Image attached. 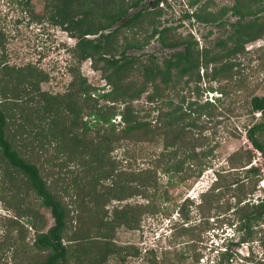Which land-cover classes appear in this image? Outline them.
I'll return each mask as SVG.
<instances>
[{"label":"rangeland","instance_id":"obj_1","mask_svg":"<svg viewBox=\"0 0 264 264\" xmlns=\"http://www.w3.org/2000/svg\"><path fill=\"white\" fill-rule=\"evenodd\" d=\"M163 1V5H160ZM193 0H159L158 7L162 15L156 17L155 24L160 29L163 26H171L165 33L167 41H177L189 37V31L194 33L195 38L201 39L202 46H212L214 42L225 38L234 30V25L239 17L228 10L223 17L212 23L198 21L195 16L191 17V11L203 13L205 10L217 11L220 7L230 8L236 0H198L197 4H191ZM211 1V4H207ZM151 0H141L137 7L128 10V16L135 11L144 10L143 17L137 22V26L132 29H122L118 35L117 43L120 50L123 48L126 39L135 38L139 42L147 39L145 44L139 48H128L127 55H133L138 61H147L152 54L157 61L168 56L177 49H182L183 45L168 47L160 44L157 36H150L153 26L149 24L153 8ZM202 2L201 7H198ZM263 5L264 3L261 2ZM53 3L47 0H0V32L4 35V44L0 46V71L5 66H33L46 72L47 79L39 82L38 91L30 84H27V91L24 92L17 106L32 110L34 103L39 97V91H47L51 94H65L70 87L74 71H78L79 78H85L87 83L96 87L91 95L98 100L99 104H109L101 94L110 89L106 79H104L100 68L94 67L91 59L87 58L78 61L72 54V47L78 41L75 31H69L50 20V14L54 9ZM254 8V4L252 6ZM193 13V14H194ZM188 15V16H187ZM94 22L98 13L94 15ZM256 16V15H255ZM254 15L244 18V21L252 20ZM259 21H264V10L258 13ZM158 22V23H157ZM119 23H116L118 25ZM211 31V33H208ZM105 32V31H104ZM108 32V31H107ZM106 33V32H105ZM97 34L86 35L89 38H96ZM191 34V33H190ZM251 44V45H250ZM249 45V46H248ZM244 52L232 56L229 60L234 63L230 71V77L213 78L210 76L211 66L200 68V78L195 75L190 78L186 76L188 82H182L176 89L167 92L171 99L172 107L183 108L188 122L187 135L190 144H197L194 151L200 154L203 150H210L209 156L203 158V164L199 165L202 156L186 158L184 167L188 168V177L180 180L177 175H172L171 179L167 173L163 172L164 161L157 170L158 193L156 197L157 206L163 210L167 208L169 215L159 211L156 213L142 214L140 225L135 229H128L124 226L116 228L113 242L117 246H138L140 255H124V252L111 255L105 264H146L144 255L150 249L157 250L159 257L157 264H164L161 261V250L173 251L174 249L184 252L185 264H216L219 258L223 259V264H264V217L252 225V228H240L233 210L235 199L232 196V189L222 186V192L217 195L216 204L218 207L210 211H200L196 204L201 201L202 192L207 190L213 180L212 168H223L225 171L235 173L229 169L228 156L237 150L247 149L251 151L252 162L255 160L260 167L258 178L264 179V159L261 153L254 148L247 138L246 129L253 122L260 120V115L251 113L249 101L252 96L264 95V33L259 37L248 40L244 43ZM3 55V56H2ZM118 57L119 53H115ZM4 57V58H2ZM204 70V71H203ZM134 78L140 80L137 70L133 71ZM77 79V80H78ZM148 92H152L150 84H147ZM23 85H18L21 91ZM147 92H143L139 99L134 101V107L139 111L141 120H148L155 123L157 111L147 113L153 105L147 100ZM167 99V98H166ZM3 100L0 94V101ZM12 98L9 103H12ZM122 105H120L121 108ZM15 107V106H14ZM15 113L17 120L21 116L19 108L11 109ZM23 112H26L25 110ZM37 114H32L34 129L38 125L48 123V119H35ZM65 123L72 119V115L62 114ZM82 121H87L89 130L86 131V141L91 138L96 140L98 133L107 125L97 120L86 112L81 114ZM64 122V119H59ZM112 121L119 122V130L123 122L120 116L116 115ZM11 126L14 124L11 123ZM82 130L78 132L81 135ZM35 131L22 139L27 146H21L22 155L34 162L40 171V175L52 188L59 190V196L64 204H68L73 209L75 204L71 201L77 188L89 189L87 184L91 178L89 169V152L78 154L79 150L71 151V146L60 147L59 151L55 141H47L43 136L42 142L36 141L33 137ZM100 134V133H99ZM97 135V137H95ZM264 138V136H262ZM28 138V139H27ZM34 140V141H32ZM27 141V142H26ZM36 141V142H35ZM23 143V144H25ZM41 145H40V144ZM186 147L185 154H190L191 145ZM65 146V144H64ZM176 147V146H175ZM171 150L174 148L170 147ZM103 148H101V151ZM162 151L161 137L156 136L152 141H143L135 137H120L115 140L109 152L104 154L103 160L113 166V176L101 180L98 187L109 185L112 179L118 178L119 173H123L124 180H130L134 174L142 169L150 167L152 161L158 159ZM179 152L181 150H178ZM184 153V151H183ZM182 153V154H183ZM181 154V153H179ZM178 155L172 160H177ZM198 159V160H197ZM261 162V164H259ZM212 163V164H211ZM211 164V166H210ZM211 167V168H210ZM248 167V166H246ZM103 168L109 169V165L104 164ZM116 169V170H115ZM4 165L0 162V264H35L43 259L44 254L35 250L31 244L33 241L34 227L28 222L35 219L38 224H42L43 230L54 224V219L49 208L39 204L37 196L28 189L24 182V176L15 175L13 178L6 176ZM10 170V169H8ZM201 170L199 176H196ZM228 174V173H226ZM233 175V174H232ZM230 175V176H232ZM232 177H227L225 184L231 181ZM169 180V182H168ZM91 189V188H90ZM151 189V188H150ZM82 191V193L84 192ZM151 192H154L152 189ZM264 197V186H260L254 192L253 201ZM165 198V199H162ZM191 203L188 211V218L183 220L177 210L181 203ZM147 200L141 195L119 201L111 199L105 205L108 210V217H111V210L114 206L121 207L125 203L145 204ZM88 206L90 203H87ZM92 204V203H91ZM215 204V203H214ZM33 211L37 217L32 216ZM77 213H70L73 219L67 224L70 232L77 226ZM78 215V214H77ZM206 221L205 223H202ZM200 227L193 229V235L173 236L174 231L183 226ZM250 231V232H247ZM175 238V239H174ZM65 242H67L65 238ZM224 253V254H222ZM198 255V260L192 257ZM229 256V257H228ZM228 257V258H226ZM168 258V256H166ZM193 261V262H192Z\"/></svg>","mask_w":264,"mask_h":264},{"label":"trees","instance_id":"obj_2","mask_svg":"<svg viewBox=\"0 0 264 264\" xmlns=\"http://www.w3.org/2000/svg\"><path fill=\"white\" fill-rule=\"evenodd\" d=\"M47 1L53 3L52 8L54 9V12L50 14V20L63 25L69 31H75L78 35V41L71 50L73 56L78 61L91 59L95 68L98 67V63H101L99 69L110 86V89L103 92L101 96L110 103L99 104L98 100L91 95L96 87L87 83L85 78L78 79V71L75 70L69 90L65 94L58 95L39 91V97L35 101L37 103H34L35 107L31 108V111L26 110V108L17 105H19L20 98L24 97V92L27 91V84L34 86L38 91L39 82L47 79L46 72L29 65L23 67L5 66L0 71V94L3 98L0 101V162L7 169L6 176L11 178L17 174L24 176V182L28 189L37 196L40 205L50 209L54 219V224L45 231L43 230L44 225L38 224L35 219L28 220L34 227L31 246L44 254L43 259L35 264H105L108 262L109 256L118 255L122 251L124 252L123 256L127 254L138 256L141 253L138 246H117L113 242V236L119 226L128 229L138 228L144 213L152 214L163 211L166 215L170 214L167 208L161 210L155 201L156 197H159L157 196L159 182L156 175L161 165L159 162L162 163L165 160V166L162 169L164 173L170 175L169 179L172 175H177L180 180H184L190 175L188 168L184 167L186 158L202 156V159L198 161L199 165H202L203 158L208 157L211 151V149L203 150L200 154L194 151L197 144L194 143L192 146L190 139L187 138L188 122L187 114L184 112L186 109L183 110L178 106L172 107L167 92L176 89L182 82H188L192 75L199 79L200 68L203 66L207 68L211 64L214 65L211 66L210 76L213 78L230 77L234 63L229 59L245 51L244 43L246 41L255 39L264 33V21H259L258 18L259 11L264 10V5L261 3H264V0H236V3L230 8L222 6L217 12L205 10L203 13H191V17L195 16L198 21L205 23L221 19L228 10L239 17L236 23H232L234 25L232 33L217 40L212 46L202 48L197 47V42L191 34L188 38L177 41L165 39V32L169 31L171 26H163L159 29L155 24V18L162 15V11L158 7L159 0H155L152 2V6H155L156 9L153 8V17L149 19V24L153 26L150 36L157 35V39L164 46L183 45V48L163 57L160 61L150 54L148 60L143 62L138 61L136 56L127 55L126 50L142 47L147 39L139 42L135 38L126 39L124 37L126 42L121 50L117 43L118 35H121L122 29L136 27L139 19L143 15L145 16L143 8L128 16L129 8L138 6L141 0ZM196 2L197 0H193L191 4ZM253 4L254 8H252ZM95 13H98L96 22H94L93 16ZM249 15L256 16L252 20L244 21V18ZM116 23L119 24L115 26ZM107 29L111 30L105 33L104 31ZM97 33L99 34L96 38L86 36ZM3 44L4 35L0 32V46ZM115 53H119V56L116 57ZM0 60L2 59L0 58ZM135 70L139 73L140 80L134 78L133 71ZM186 76L189 78L184 79ZM20 84L23 85L22 91L17 88ZM147 84L151 85V93L147 91ZM143 92H147V100L151 105L153 104L146 114L157 111L154 124L148 120H141L139 111L134 107V101L139 99ZM27 93L31 92L25 94ZM11 98L13 99L12 103H9ZM120 105H122L121 108ZM249 106L251 113L260 112V120L253 122L246 129L247 138L264 158V138L262 137L264 136V95L252 96ZM14 108L20 110V121L15 122L18 118L15 116L16 112L12 113L11 109ZM24 110L26 112H23ZM38 112L35 119H48V123L46 125L44 123V126L40 124L38 125V127L41 126L40 128L34 129L36 122L32 121L31 116ZM84 112L107 125L106 128L101 125V132V128L96 130L98 133V137L95 136L96 140L89 138L86 141L85 139L84 133L89 128L87 121H82L81 114ZM62 114L66 117L72 115V119L65 123V117ZM116 115H119L123 122L119 130H116L119 122L112 121ZM59 119H64V122H59ZM11 123L14 125L11 126ZM79 129L82 130L81 135L78 132ZM33 131H35L33 137L36 141L39 139L42 142L43 137L47 141H55L58 147L57 151L60 147L71 146V151L79 150L78 154L89 152L90 161L86 162V165L89 163L88 170L91 171V178L88 179L87 184L91 186V189H76L71 201L75 204L73 209H71L72 206L61 201L59 190L53 189V185H49L40 175L39 167L22 155L20 147L32 143H25L22 139ZM38 136L43 137L40 139ZM156 136L161 137L162 151L159 158L152 161L150 167L135 173L130 180H124L123 173H119L118 178L114 179L113 177L109 185L98 187L101 185L102 179L113 176V166L105 162L103 157L106 152L111 150L115 140L120 137H135L143 141H152ZM20 140L22 145L18 146L17 142ZM189 144L191 152L188 155V153L185 154V151ZM170 147L174 150H171ZM101 148H103L102 151ZM178 155L182 156L173 161L172 157L175 158ZM251 158L250 150L240 149L228 156L229 169H234L231 171H236L235 173L224 172L223 168H212L216 181L202 193L201 201L196 204V208L204 212L218 207L216 204L217 195L222 192V186H227L225 188L232 189V196L235 199L233 213L239 223V229L244 227L250 230L254 223L263 219L264 197L256 199V201L252 200L254 192L259 187L260 167L251 164ZM104 164L109 165V169L103 168ZM200 172L201 170H198L196 176H199ZM230 175L233 178L225 184L224 181L227 177H232ZM150 188L154 192H151ZM137 194L145 198L147 202L134 205L125 203L121 207L114 206L111 210V217H108L105 205L111 199L123 201ZM190 205L191 203H187L184 199L177 210L183 220L188 218ZM74 211L78 214L75 215L78 224L74 231L70 232L67 224L72 221L73 218L69 214ZM30 214L37 217L33 211ZM200 225V223L195 225L196 227L181 225L174 231L173 236L185 234L192 236L193 229ZM65 238L67 242H65ZM160 252L161 261L164 264H185L183 262L184 252L176 249L173 251L164 249ZM157 254L155 249L146 251L144 255L146 264H157L159 262ZM193 256L198 260V255L192 254ZM208 264H214V262ZM216 264H223V259L219 258Z\"/></svg>","mask_w":264,"mask_h":264},{"label":"flooded vegetation","instance_id":"obj_3","mask_svg":"<svg viewBox=\"0 0 264 264\" xmlns=\"http://www.w3.org/2000/svg\"><path fill=\"white\" fill-rule=\"evenodd\" d=\"M155 0H151V2L150 3H152V2H154ZM198 1V0H197ZM209 3L208 4H211L212 2L211 1H208ZM195 4H197V3H195ZM203 4H205V2H202L200 5H198V7H201ZM232 5H234V4H232ZM137 7V6H136ZM202 7H204V6H202ZM205 7H206V4H205ZM130 9V8H129ZM220 9V8H219ZM218 9V10H219ZM217 10V11H218ZM138 11V10H137ZM209 11H211V10H209ZM217 11H215V12H217ZM136 12V11H135ZM191 13H193V11H191ZM133 14V13H132ZM234 15H236V14H234ZM237 16V15H236ZM115 26H116V24H115ZM114 26V27H115ZM111 29H107V30H105V32H107V31H110ZM191 33V35H192V38L197 42V47H199V48H202L203 46H202V43H201V39H198V38H195V36H194V33L193 32H190L189 31V34ZM157 36V35H156ZM158 37V36H157ZM161 44V43H160ZM178 50V49H177ZM176 51V50H175ZM174 52V51H173Z\"/></svg>","mask_w":264,"mask_h":264},{"label":"built area","instance_id":"obj_4","mask_svg":"<svg viewBox=\"0 0 264 264\" xmlns=\"http://www.w3.org/2000/svg\"><path fill=\"white\" fill-rule=\"evenodd\" d=\"M160 5H163V1H160ZM251 45V44H250ZM249 46V45H248ZM255 114L258 116V115H260V112H255ZM257 150V149H256ZM259 151V150H258ZM258 153H261L260 151L258 152ZM262 154V153H261ZM264 159V158H263ZM251 164H253L254 166H259V165H257V163H256V161L254 160L253 162H251ZM259 164H261V162H259ZM264 165V164H263ZM264 186V179L263 178H261L260 180H259V184H258V186Z\"/></svg>","mask_w":264,"mask_h":264},{"label":"clouds","instance_id":"obj_5","mask_svg":"<svg viewBox=\"0 0 264 264\" xmlns=\"http://www.w3.org/2000/svg\"><path fill=\"white\" fill-rule=\"evenodd\" d=\"M217 169V168H216ZM212 171V170H211ZM212 173H213V180H212V182H211V184H210V186L208 187V189L214 184V182L216 181V179H215V177H214V172L212 171ZM207 189V190H208ZM206 191V190H205ZM205 191H203L202 193H204ZM198 204V203H197Z\"/></svg>","mask_w":264,"mask_h":264}]
</instances>
